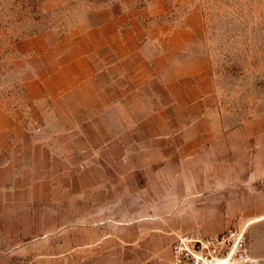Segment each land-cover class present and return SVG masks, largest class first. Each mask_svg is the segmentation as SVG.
<instances>
[{
  "label": "rangeland",
  "instance_id": "1",
  "mask_svg": "<svg viewBox=\"0 0 264 264\" xmlns=\"http://www.w3.org/2000/svg\"><path fill=\"white\" fill-rule=\"evenodd\" d=\"M235 229L264 264V0H0V264Z\"/></svg>",
  "mask_w": 264,
  "mask_h": 264
},
{
  "label": "built area",
  "instance_id": "2",
  "mask_svg": "<svg viewBox=\"0 0 264 264\" xmlns=\"http://www.w3.org/2000/svg\"><path fill=\"white\" fill-rule=\"evenodd\" d=\"M173 264H247L243 231L229 230L209 238L179 236L171 245Z\"/></svg>",
  "mask_w": 264,
  "mask_h": 264
},
{
  "label": "crops",
  "instance_id": "3",
  "mask_svg": "<svg viewBox=\"0 0 264 264\" xmlns=\"http://www.w3.org/2000/svg\"><path fill=\"white\" fill-rule=\"evenodd\" d=\"M89 154H90V153H89ZM91 154L93 155V154H96V153L91 152ZM92 155H91V156H92ZM191 197H193V196L191 195ZM189 200H191V199H189Z\"/></svg>",
  "mask_w": 264,
  "mask_h": 264
}]
</instances>
